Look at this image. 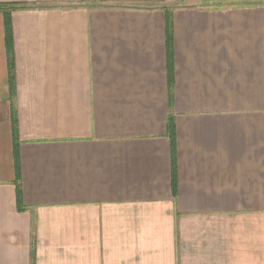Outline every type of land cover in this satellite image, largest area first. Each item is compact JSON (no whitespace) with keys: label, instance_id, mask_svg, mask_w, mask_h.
<instances>
[{"label":"crops","instance_id":"1","mask_svg":"<svg viewBox=\"0 0 264 264\" xmlns=\"http://www.w3.org/2000/svg\"><path fill=\"white\" fill-rule=\"evenodd\" d=\"M0 2V264H264V0Z\"/></svg>","mask_w":264,"mask_h":264},{"label":"trees","instance_id":"2","mask_svg":"<svg viewBox=\"0 0 264 264\" xmlns=\"http://www.w3.org/2000/svg\"><path fill=\"white\" fill-rule=\"evenodd\" d=\"M35 6L34 3H20V2H0V12L4 15V22H5V33H6V43L9 44L10 41V13L12 10L17 8H25V7H33ZM166 48H167V59H168V77H169V86L172 83V60H173V37H172V29H171V22L169 17L167 16V34H166ZM10 54V53H9ZM8 67L9 72L12 75L13 72V60L11 55L8 58ZM12 86V85H11ZM167 128L169 132V136L171 139V145L173 150V161H172V190H175V163H174V122L172 115L168 116ZM13 135L16 139V126L15 120L13 119ZM16 169L18 170V162L16 161ZM17 204L19 208L21 207L20 196L21 190L20 186L17 181Z\"/></svg>","mask_w":264,"mask_h":264}]
</instances>
